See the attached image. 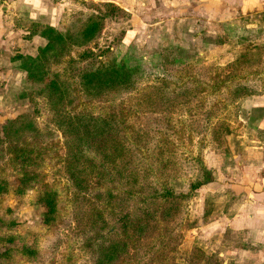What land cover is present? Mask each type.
Wrapping results in <instances>:
<instances>
[{
    "label": "rangeland",
    "instance_id": "obj_1",
    "mask_svg": "<svg viewBox=\"0 0 264 264\" xmlns=\"http://www.w3.org/2000/svg\"><path fill=\"white\" fill-rule=\"evenodd\" d=\"M76 2L56 27L76 31L80 19L100 15L101 32L71 46L51 70L69 81L71 112L116 125L110 138L97 139L98 150L90 148L57 129L47 99L37 94L45 82L24 84L25 96H16L22 95L23 114L33 117L37 130L6 138V124L0 128V252L8 250L2 264H96V250L112 237L130 241L115 264H258V253L245 260L233 251L222 255L230 245H251L240 242V233L201 228L243 202L234 197L226 208L207 184L221 188L227 175L244 181L256 175L264 186V106L246 105L254 95L264 103V15L258 28L227 35L178 19V0L155 7L135 0L141 17L132 23L131 13L111 3ZM39 21L51 24L49 17ZM20 26L31 27L27 15ZM44 42L32 35L30 53ZM122 62L137 69L135 83L97 98L82 93L84 70ZM70 150L79 155L71 163L75 181ZM241 163L257 168L248 173ZM136 174L145 189L133 196ZM152 188L159 194L147 197ZM48 195L57 204L51 224L45 222ZM134 221L149 228L140 235Z\"/></svg>",
    "mask_w": 264,
    "mask_h": 264
},
{
    "label": "crops",
    "instance_id": "obj_2",
    "mask_svg": "<svg viewBox=\"0 0 264 264\" xmlns=\"http://www.w3.org/2000/svg\"><path fill=\"white\" fill-rule=\"evenodd\" d=\"M91 1L111 3L131 13V23L141 17L139 13L141 4L135 3V0ZM147 1L154 2L155 7L160 0ZM76 4V0H0V128H3L9 119H15L26 111L19 104L16 96L24 88L25 81V71L21 68V62L17 56L30 53L31 48L27 46V43L30 45L28 31L19 26V22L24 20L25 15L30 20L38 21L49 17L51 25L57 26L62 22L64 14L73 11ZM263 15L264 0H178V19L189 20L195 29L206 26L210 28V31L221 30L227 35L232 33V30L237 33L249 27L258 28L261 24L259 18ZM140 22L148 24L144 20ZM246 103L247 106H264V103H260L255 95L253 99H246ZM241 164L239 166L246 167L248 173H251L253 167L257 168L246 163ZM248 177L244 181L242 176L229 178L227 175L221 188L214 186L217 182L207 184V187H211L215 192L216 199L222 196L224 207L227 208L225 203L231 204L232 198L237 196H241L243 202L232 215L229 213L232 206L229 205L225 217H221L214 226L211 225V221H205L201 229L208 234L213 233L217 228L221 231L232 230L234 233H240V242L251 245L245 246L246 249H243L244 246L230 245L225 248L222 255H227V251H233L236 253H234L236 258L245 260L244 257L250 258L251 255L258 253L260 255L258 264H264V186L260 178L257 182L256 175ZM251 186L254 188L252 189Z\"/></svg>",
    "mask_w": 264,
    "mask_h": 264
},
{
    "label": "trees",
    "instance_id": "obj_3",
    "mask_svg": "<svg viewBox=\"0 0 264 264\" xmlns=\"http://www.w3.org/2000/svg\"><path fill=\"white\" fill-rule=\"evenodd\" d=\"M80 20L82 21L81 26L78 30L74 31L72 29L73 27L66 29V26L60 28L51 24L42 25L38 20L29 19L31 27L26 28L28 31L27 37L30 39L32 35L37 34L45 42L38 47V53L36 55L19 54L17 59L21 62V68L26 71L24 84L27 88L33 83L45 82L44 86L37 90V94L47 99L57 129H59L63 135L70 136L75 141L82 140L88 146L92 145V148L94 146V149L98 150L100 148L98 144L100 143L97 139L103 137L110 138L113 124L116 125L115 122L108 117L93 114L82 115L81 113L75 114L71 112L69 106L74 102V95L73 91L70 89L71 86L69 85V81H63L59 72L51 70V67L58 59H63L64 54L68 52L70 54L72 52V49H70L71 46L84 45L98 38L102 29L101 16L92 15L88 19L83 18ZM136 71L137 69H135V67H131L125 62L116 64L113 69L108 68L106 65L104 67L84 70L79 80L81 91L86 97H101L123 84L130 85L135 83ZM20 93L25 96L26 90ZM22 95L17 96L18 100L22 98ZM4 128L6 130V138H10L11 136V138H16L20 134L22 135L29 132L34 133L37 130L35 120L27 114H22L17 117V119L8 121ZM68 155L73 156V158L69 160L71 169L69 173L71 178L75 181L76 174L71 163H73L79 155L76 152H72V150L68 152ZM94 165L96 164L94 163ZM96 167H92L95 169L94 171L98 170ZM139 176L143 175H134L130 182L131 189L129 192L132 193L133 196L142 195L145 189V185H142ZM25 177V173H23L21 179H25ZM202 183L203 182L200 181L195 183L194 188L197 189ZM76 185L79 186V182H77ZM148 187L151 186L148 185ZM156 194L159 193L152 188V193L147 197L157 196ZM48 197L50 200H47L45 204V222L51 224L56 219L57 204L52 200V195H48ZM141 214L143 215L141 219H145L146 211L142 210ZM145 228H149L146 223L134 221L133 230L138 234H144ZM129 244V240L126 241L122 238L112 237L108 239L104 246L98 248L95 252L96 264H115L125 255ZM27 250L31 254H34L36 251L29 246ZM7 258L8 250L0 252V264L7 260Z\"/></svg>",
    "mask_w": 264,
    "mask_h": 264
}]
</instances>
